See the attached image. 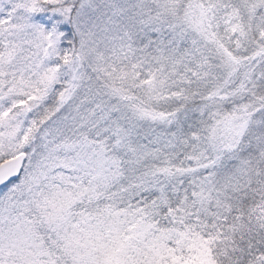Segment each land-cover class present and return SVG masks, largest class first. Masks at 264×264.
<instances>
[{
  "label": "snow or ice",
  "instance_id": "obj_1",
  "mask_svg": "<svg viewBox=\"0 0 264 264\" xmlns=\"http://www.w3.org/2000/svg\"><path fill=\"white\" fill-rule=\"evenodd\" d=\"M0 264H264V0H0Z\"/></svg>",
  "mask_w": 264,
  "mask_h": 264
}]
</instances>
